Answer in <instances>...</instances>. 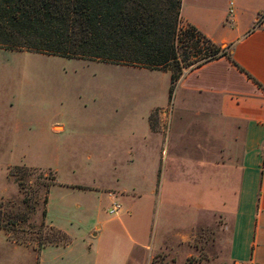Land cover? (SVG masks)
<instances>
[{"label":"rangeland","instance_id":"374dc122","mask_svg":"<svg viewBox=\"0 0 264 264\" xmlns=\"http://www.w3.org/2000/svg\"><path fill=\"white\" fill-rule=\"evenodd\" d=\"M169 76L166 69L0 48V228L37 250L68 244L60 228L72 257L85 255L75 264H230L229 209L244 126L220 114L215 96L181 91L176 82L169 97ZM157 149L168 155L154 224L145 212H155L147 181ZM137 166L146 174L134 184L146 191L131 205L123 196L132 190L117 185L133 182ZM51 178L43 203L38 181ZM113 200L122 204L118 216L109 213ZM100 223L101 252L89 254Z\"/></svg>","mask_w":264,"mask_h":264},{"label":"crops","instance_id":"0c3cea01","mask_svg":"<svg viewBox=\"0 0 264 264\" xmlns=\"http://www.w3.org/2000/svg\"><path fill=\"white\" fill-rule=\"evenodd\" d=\"M181 15L216 43L229 45L232 59L244 69L221 55L184 70L177 84L181 91L215 96L223 117L243 123L239 182L235 203L229 209L227 259L230 264H264V89L247 74L264 86V0H182ZM157 151V162L149 170L147 181L150 186L147 195L156 200L155 212L151 208L145 212L150 220L152 214L156 223L163 204L168 155L163 150ZM128 159L134 160L133 156ZM134 172L137 177L134 175L133 182L118 181L117 185L118 189L129 186L132 190L130 196H123L131 200V205L146 191L139 183L134 184L146 174L145 169L137 166ZM104 193L111 200L112 192ZM112 198L117 199L115 195ZM101 227V223L97 224L91 231L96 239L94 246L93 241L88 242L89 254L92 250L101 252ZM72 248L70 240L66 245H47L37 250L15 242L0 228V264H36L35 258L38 264H75L77 258L85 255L72 257Z\"/></svg>","mask_w":264,"mask_h":264},{"label":"trees","instance_id":"16d2710c","mask_svg":"<svg viewBox=\"0 0 264 264\" xmlns=\"http://www.w3.org/2000/svg\"><path fill=\"white\" fill-rule=\"evenodd\" d=\"M181 5L182 0H0V48L166 69L169 97L186 67L226 55L244 70L229 45L183 18ZM51 180L38 181L43 203ZM56 233L63 244L70 241L60 228Z\"/></svg>","mask_w":264,"mask_h":264},{"label":"built area","instance_id":"2783aa9c","mask_svg":"<svg viewBox=\"0 0 264 264\" xmlns=\"http://www.w3.org/2000/svg\"><path fill=\"white\" fill-rule=\"evenodd\" d=\"M121 208L122 204L119 202V200H113L109 205V213L117 215Z\"/></svg>","mask_w":264,"mask_h":264}]
</instances>
